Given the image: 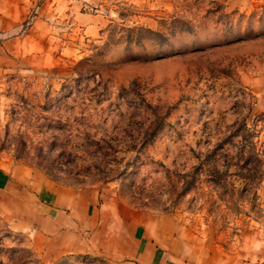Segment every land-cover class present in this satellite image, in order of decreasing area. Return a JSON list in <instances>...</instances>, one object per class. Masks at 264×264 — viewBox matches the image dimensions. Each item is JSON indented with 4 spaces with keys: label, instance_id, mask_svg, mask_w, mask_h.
<instances>
[{
    "label": "rangeland",
    "instance_id": "1",
    "mask_svg": "<svg viewBox=\"0 0 264 264\" xmlns=\"http://www.w3.org/2000/svg\"><path fill=\"white\" fill-rule=\"evenodd\" d=\"M0 264H264V0H0Z\"/></svg>",
    "mask_w": 264,
    "mask_h": 264
},
{
    "label": "trees",
    "instance_id": "2",
    "mask_svg": "<svg viewBox=\"0 0 264 264\" xmlns=\"http://www.w3.org/2000/svg\"><path fill=\"white\" fill-rule=\"evenodd\" d=\"M241 126L244 129L246 128L245 124L243 123L241 124ZM210 156L211 159H213L212 153L211 154L207 153L206 155H203L204 158L202 157L201 154H199L198 159H202L204 163H206L210 158ZM238 157L239 160L237 159L235 163L234 162L231 163L237 169L236 177L240 178L241 180L243 179L245 181L244 189L246 190L249 185L255 186L256 178L258 177L257 175L259 172V167L256 164L255 158L245 155L243 150L239 151ZM215 160L216 159L212 160L210 166H208V168H205L206 169L205 172L208 177L207 181L210 182L212 194L215 195L216 198L223 200L225 196H229L232 193L231 190L232 185L229 182V176H231V174L228 172L227 169L225 170L218 169L216 167ZM240 160H243V163H241Z\"/></svg>",
    "mask_w": 264,
    "mask_h": 264
}]
</instances>
